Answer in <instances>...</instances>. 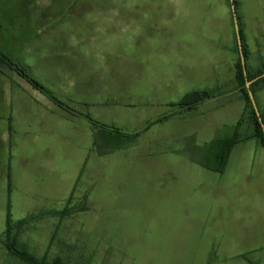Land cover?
I'll list each match as a JSON object with an SVG mask.
<instances>
[{"label":"rangeland","instance_id":"1","mask_svg":"<svg viewBox=\"0 0 264 264\" xmlns=\"http://www.w3.org/2000/svg\"><path fill=\"white\" fill-rule=\"evenodd\" d=\"M165 3L0 0V90L6 102L2 106L0 101V235L8 211L14 225L35 210L62 211L73 194L68 216H47L17 231L35 258H60L64 264H243L237 257L242 254L240 234L246 230L252 186L239 154L251 145L236 147L223 174L205 169L199 163L217 166L209 153L216 145L206 134L189 140L188 120L155 123L169 109L153 94L145 93L146 104L134 94V48L150 28L129 26L130 12L124 17L121 12L136 7L135 19L142 24L154 7ZM235 12L246 66L264 63V1L247 0L244 10L237 7ZM204 16V29L168 27L170 36L183 37L181 51L168 58L142 52V73L162 65L172 70L165 82L177 72L203 87L213 69L227 70L232 10H207ZM86 27L103 33L105 41L93 45L96 52L86 41ZM2 56L25 69L54 99L32 90ZM20 79L27 96L15 86L11 92L12 82ZM141 87L151 91L143 76ZM37 98L76 121L74 129L57 131L54 123L44 124V111L39 122L30 119L39 111ZM79 103L89 106L84 109L88 121L108 136L109 144L123 143L121 147L101 154L91 146L92 134L86 130L91 125L80 119L85 114ZM45 143L55 147L47 150ZM82 204L86 210L76 212ZM0 264L26 263L10 256L0 242Z\"/></svg>","mask_w":264,"mask_h":264},{"label":"crops","instance_id":"2","mask_svg":"<svg viewBox=\"0 0 264 264\" xmlns=\"http://www.w3.org/2000/svg\"><path fill=\"white\" fill-rule=\"evenodd\" d=\"M234 1V0H233ZM237 3V7L239 10H244V6L246 5L247 0H235ZM264 1V0H262ZM166 6L163 7H154L152 11L149 13V19L142 23L140 19H135V11L139 12L136 7H130L133 9L123 10L122 17H124L123 13L130 12L127 15V23L131 27H140L148 26L150 28V33L147 37H143L140 41L137 42L136 47L134 48L133 57H137L138 68L133 72V79L134 81V94L146 104L145 93L153 94V97H156V101L160 103L163 107H167V113L164 117H168L161 122L155 121V123H162V122H169L172 120L181 119L183 121H187L190 123L189 125V132L187 133L186 137L189 140H193L194 138L203 137L202 135L206 134L207 139L212 142L213 145H216L213 149H209V153L213 155L214 160L217 162V158L222 151V145L228 144L231 139H233L236 135V126L238 121L240 120L245 103L241 98L240 93L238 92V83L236 79V62H237V55L235 52L236 48V34L233 19L231 17V47L225 48L228 54L232 57L230 58V67L225 71H211L209 73V78L207 79L208 84L206 86L200 87V84L197 86H193L188 81L184 80V73H182V79L179 73H173L175 75V79H172L169 82H165L163 78L167 77V75L172 70H165L162 65L157 67V71H148L143 72L141 70V62L140 58L142 55L148 54L151 57L152 53L159 54L160 56L163 55L166 58L172 57L173 55L179 53V44L183 41V37H173L170 36L169 32L167 31L168 27H175L176 25L189 27L191 25H196V27L203 28L206 25L204 13L208 11H215L231 12V5L230 0H166ZM104 12H108V8L103 9ZM236 10V9H235ZM205 11V12H204ZM109 12H116L114 10H109ZM193 12H196L194 16H191ZM204 12V13H203ZM179 15V19L176 17ZM189 17H196V21L188 20ZM211 17V14H210ZM87 36L86 41L90 46V50L94 51L93 45H98L100 41L103 40V33L100 30L93 29L90 31L87 27ZM95 35L96 37H93ZM141 35V31L139 32V36ZM89 36V37H88ZM203 40V39H202ZM96 49V47H95ZM142 52L146 53L143 54ZM247 70L254 73L264 67V63L254 64L252 63L251 66H246ZM143 78L149 83V88L151 91H143L141 87V80ZM198 77V76H197ZM264 77V76H261ZM199 82V81H198ZM197 82V83H198ZM13 87L11 86V92L15 90L14 86L19 88L17 91L20 93L25 94L27 96V91L24 90L22 85L26 86L23 83V80H17L16 82H12ZM4 86L1 85L0 89H3ZM32 90L37 91L36 89L32 88ZM201 90H209L217 93V95L207 101L200 103L195 109L187 111L181 110L175 106L186 94L193 92V91H201ZM4 90H0V101L3 103L2 106L6 105L5 100L1 98L4 94ZM38 94H41L42 97H47L43 93L37 91ZM87 93H91L90 90H86ZM160 93V94H158ZM254 98L258 107V110L264 119V83H261L254 89ZM40 96V95H38ZM150 99V96H148ZM48 98V97H47ZM46 100V99H45ZM82 100V99H81ZM155 100V99H154ZM37 105H39V111H33L31 113L30 119L34 122L37 119V122L42 120V111H44V115L48 116L44 118V124L47 122H52L56 125L57 131L61 129H74V126L77 125V122L70 121L67 119V115L61 114L58 109L53 110L49 106L50 104L45 102L41 103V99L37 98L34 100ZM82 113L85 114L80 118L83 122L87 125L86 130L91 131L92 134V144L91 146L94 148H98L102 152L101 154L105 153L107 148H119L122 146L123 143H112L109 144L108 136L105 135L103 132L98 131L97 126H93L88 120V108L89 106L84 104H78ZM51 118V119H50ZM53 119V120H52ZM160 119V120H161ZM22 122V121H21ZM89 122V123H88ZM23 123V122H22ZM35 124V123H33ZM104 127V126H103ZM103 127L101 130L103 131ZM90 129V130H89ZM188 129V128H187ZM185 130V133L187 132ZM224 131L223 133H221ZM252 127L245 123L241 127L239 134L241 136V140L236 143L230 150L229 156L226 161V166L228 163L233 162V154L236 147L242 145L250 144L251 148L248 150H243L240 154V162L243 163V167L247 172L249 179H250V187L252 186L251 190V200H250V211L247 217L246 223V230L240 234V242L242 247L240 248V257L243 264H264V146H262L256 139H245V137L251 135ZM39 135H36L38 142ZM45 135L48 137L51 135L47 130L45 131ZM48 139V138H47ZM46 149L53 148L55 145L52 143H45ZM98 145V146H97ZM113 145V146H112ZM97 146V147H96ZM207 149V147L205 148ZM218 163V162H217ZM205 169H208L212 172L217 174H223L225 172L224 167L222 172H216L213 168L210 169L204 163H199ZM210 167V166H209ZM241 167V166H240ZM238 167V168H240ZM9 191V186H8ZM73 199V194H71L70 198L68 199L67 205L63 207L65 209L67 206L70 208L71 201ZM86 207V206H80ZM8 208V206H7ZM62 209V210H63ZM72 209V208H70ZM77 210V209H76ZM86 210V208H85ZM84 210V211H85ZM61 210H49L44 211L35 210L34 213H31L30 216L23 218L17 221L14 225L12 230V235L17 236V241L20 247L27 251L26 243L23 245L21 243L20 235L18 234V230L21 228L23 231H26L30 228V226L37 221L42 220L43 218L50 216V217H57L56 212H60ZM9 212V211H8ZM7 212V213H8ZM82 212V211H76ZM7 218V217H6ZM22 220H27V223L23 225H19L18 223ZM59 223L56 226L58 227ZM16 229V230H15ZM55 229V230H56ZM6 230V228H5ZM4 230V231H5ZM4 231L1 233L4 235Z\"/></svg>","mask_w":264,"mask_h":264},{"label":"trees","instance_id":"3","mask_svg":"<svg viewBox=\"0 0 264 264\" xmlns=\"http://www.w3.org/2000/svg\"><path fill=\"white\" fill-rule=\"evenodd\" d=\"M234 7L235 9L237 8V3L234 0ZM237 16V21H238V26H239V33H240V38H241V42H242V50H243V54H244V59L246 60L247 58V52H246V48H245V44L242 38V28L240 26L239 23V16L238 14H236ZM235 52L236 54L239 56L238 54V46H237V42H236V48H235ZM2 58L6 61L7 64H9V66L18 69L17 65L12 63L9 59H7L6 57ZM18 72L20 73V75L26 79L30 85H32V87L34 89H36L37 91L43 93L44 95H46L48 98L50 99H54L53 96L51 95V93L45 89L43 86H41L38 82L32 80L30 78V76L27 74V71L25 69H18ZM262 75H264V67H262V69L258 70L257 72H250L247 70V80L248 81H252L251 85H250V90L252 93H254V89L259 86L261 83H264V77H261ZM236 79H237V83H238V92L241 95L242 100L245 103V107H244V111L243 114L240 118V120L237 123L236 126V135L233 139H231V141L226 144V145H222V151L219 154L218 158H217V166L216 167H208L210 169H214L216 170V172H222L224 167L226 166V161L227 158L229 156V152L231 150V148L238 143L241 140V136L239 134V131L241 129V127L243 126V124L247 123L252 127V133L251 135L245 137V139H256L262 146H264V129H262L261 125L258 122V118L255 114V111L253 109V106L251 104V101L249 99L248 96V92H247V88L245 87V78L243 75V71H242V67H241V63H240V58L238 57V61L236 62ZM217 95V93L213 92V91H209V90H201V91H193L190 92L188 94H186L177 104H174L172 106H175L181 110H193L195 109L200 103L210 100L212 98H214ZM55 102L58 103V101L55 99ZM59 104V103H58ZM261 115V114H260ZM168 117H164L162 120L167 119ZM262 118V116H261ZM93 126H96L95 124H92ZM85 208L81 207L78 208L75 211H84ZM72 209H70L68 206L63 209L60 212H56L54 214L57 215H61V216H68L69 214H71ZM27 223V220H22L20 221L18 224L19 225H23ZM13 226L12 223L10 221V217H9V212L7 213V218H6V231L4 232L3 235V239L0 240L2 246L4 247V249L7 251V253L12 256L15 257L17 259H19L20 261L26 263V264H64L62 259H58L55 258L52 261H48L46 260V258H42V259H37L34 256L30 255L25 249H23L22 247H20V245L18 244L17 241V236L16 235H12V230H13Z\"/></svg>","mask_w":264,"mask_h":264},{"label":"water","instance_id":"4","mask_svg":"<svg viewBox=\"0 0 264 264\" xmlns=\"http://www.w3.org/2000/svg\"><path fill=\"white\" fill-rule=\"evenodd\" d=\"M230 5H231V10H232V18H233V23H234V28H235V34H236V42H237V46H238V54H239V58H240V63H241L243 75H244V78L246 81L245 87L247 88L248 96H249V99H250L251 104L253 106V109L255 111V114L258 118V122L261 125L262 129H264V120H262V118H261L260 112L258 110L256 101L254 98V95L250 90V85H251L252 81L247 80V69H246L244 54H243V50H242V42H241V38H240L238 21H237V16H236L233 0H230ZM262 76H264V75H262Z\"/></svg>","mask_w":264,"mask_h":264}]
</instances>
